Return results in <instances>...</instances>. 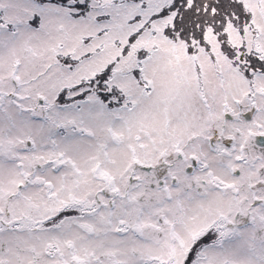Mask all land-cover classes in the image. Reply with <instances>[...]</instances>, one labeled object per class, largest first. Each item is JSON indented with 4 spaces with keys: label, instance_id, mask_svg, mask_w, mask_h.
Segmentation results:
<instances>
[{
    "label": "snow or ice",
    "instance_id": "6c2138e0",
    "mask_svg": "<svg viewBox=\"0 0 264 264\" xmlns=\"http://www.w3.org/2000/svg\"><path fill=\"white\" fill-rule=\"evenodd\" d=\"M0 264H264V0H0Z\"/></svg>",
    "mask_w": 264,
    "mask_h": 264
}]
</instances>
